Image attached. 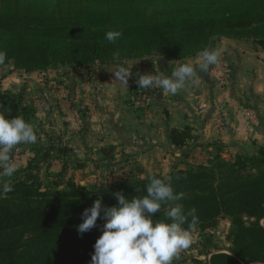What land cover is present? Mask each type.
Instances as JSON below:
<instances>
[{
	"label": "trees",
	"instance_id": "16d2710c",
	"mask_svg": "<svg viewBox=\"0 0 264 264\" xmlns=\"http://www.w3.org/2000/svg\"><path fill=\"white\" fill-rule=\"evenodd\" d=\"M108 31H121L122 37L110 43L105 39ZM244 31L256 33L254 42L264 48V0H0L5 64L12 60L26 73L153 54L183 60L213 49L221 37ZM117 51L120 56L114 60ZM0 112L26 120L33 110L23 94L0 88ZM189 137L188 131L171 133L175 146H184ZM39 169L32 163L16 172L13 190L0 198V264L90 261L105 221L98 219L96 228L81 234L82 213L97 199L105 206L117 205L118 192L127 198L146 194L153 176L169 179L176 192L184 193L174 203L197 210L196 229L215 228L223 217L233 220L231 254H214L210 264H264V152L237 156L233 162L216 155L169 177L134 175L108 186L96 183L92 189L70 181L67 190L45 191L34 173ZM168 207L162 206L154 221L166 220Z\"/></svg>",
	"mask_w": 264,
	"mask_h": 264
},
{
	"label": "crops",
	"instance_id": "0c3cea01",
	"mask_svg": "<svg viewBox=\"0 0 264 264\" xmlns=\"http://www.w3.org/2000/svg\"><path fill=\"white\" fill-rule=\"evenodd\" d=\"M251 42L236 32L217 39L213 49L221 53L220 62L206 73L198 72V84L176 95L138 88L137 74L170 77L183 63L196 66L198 55L89 68L87 80L73 74L65 83L12 68L0 88L23 94L25 105L33 110L25 121L38 136L37 143L13 150L17 172L32 163L40 169L63 167L65 162L69 166L74 159L79 167L95 162V170L105 165L141 178L169 177L190 168L197 154L209 157L215 151L222 158H235L264 152V48ZM121 65L132 67L129 86L114 79L112 72ZM174 131H188L184 146L173 144Z\"/></svg>",
	"mask_w": 264,
	"mask_h": 264
},
{
	"label": "clouds",
	"instance_id": "9594fccd",
	"mask_svg": "<svg viewBox=\"0 0 264 264\" xmlns=\"http://www.w3.org/2000/svg\"><path fill=\"white\" fill-rule=\"evenodd\" d=\"M121 37V31L105 34V39L113 44ZM119 56V51L113 53L114 60ZM6 59V51L0 49V65L5 64ZM220 59L218 50L205 48L198 53L196 66L191 62L183 63L172 71L170 77L162 73H138L135 83L138 88H159L176 95L188 85H197L198 72H208ZM112 73L115 80L129 86L132 67L121 65ZM37 140L31 123L23 117L8 118L0 112V198L13 190L7 182L18 171L12 159L13 150L17 145L35 144ZM114 195L117 205L105 206L102 199H97L82 213L83 222L78 225L81 234L96 228L98 219L105 221L101 227L102 234L94 245L91 264H174L180 253L194 243L193 232L199 222L197 210L193 207L186 211L182 204L174 203L182 200L184 193L176 192L169 179L151 177L143 195L132 198L120 192ZM164 205L169 206L163 213L166 220L154 221L155 214L161 212Z\"/></svg>",
	"mask_w": 264,
	"mask_h": 264
},
{
	"label": "rangeland",
	"instance_id": "374dc122",
	"mask_svg": "<svg viewBox=\"0 0 264 264\" xmlns=\"http://www.w3.org/2000/svg\"><path fill=\"white\" fill-rule=\"evenodd\" d=\"M256 32V31H255ZM243 37L249 39V41L253 42L256 33L250 34L249 32L242 33ZM251 42V43H252ZM256 44V43H255ZM198 55V54H197ZM160 57L165 59L164 56L161 55H149L141 58L136 59H144V58H155ZM193 58V57H191ZM186 59V58H185ZM132 59H126L119 62H112L110 64H101L97 62L93 65L85 67V72H75L74 69L79 68H72L70 66H58V67H51L44 71H36L40 72L41 74L44 73L48 80H54L56 82H63L65 83L66 80H70L71 76L78 77V80H87L89 76V72L87 71L89 68H101L105 66L111 65H118L123 64ZM23 71L15 67L14 61H10L7 64L0 65V81L2 77H6L10 71ZM84 68V69H85ZM13 71V72H14ZM84 71V70H83ZM25 72V71H24ZM34 73V72H33ZM43 77V75H42ZM44 79V77H43ZM37 126V124L35 125ZM39 127V126H38ZM16 153H19L16 150ZM216 156L215 151L213 155L207 157L202 156L201 154H197V156L193 157V164L190 168H194L198 165L205 164L209 162ZM236 158V157H235ZM233 156L225 157L223 159L233 162L235 160ZM69 166L64 165L63 167H42L38 171L34 173L37 174L39 180L42 183L43 189L46 190H67V184L71 181L79 185L86 186L89 189H92L94 184H98L99 186H108L113 183H119L125 179H134L135 176L129 173V170L117 167L115 170H112L110 166L100 165L101 168L94 169L96 166L95 162L83 163L84 166L79 167L80 165L77 161L75 162L74 159H70ZM78 167H77V166ZM77 168V169H76ZM187 170V169H186ZM144 177L142 179H146ZM14 176L8 179V183L13 182ZM261 225H264V220L261 221ZM233 230V220L230 217H223L220 219L219 224L215 228L207 229L206 231H201L196 229L193 232V239L194 243L188 248L183 250L180 253L179 259L174 261V264H210L211 256L214 254H231L232 244L230 241V234ZM82 264H91V260Z\"/></svg>",
	"mask_w": 264,
	"mask_h": 264
},
{
	"label": "built area",
	"instance_id": "2783aa9c",
	"mask_svg": "<svg viewBox=\"0 0 264 264\" xmlns=\"http://www.w3.org/2000/svg\"><path fill=\"white\" fill-rule=\"evenodd\" d=\"M45 99H48L47 96L44 97Z\"/></svg>",
	"mask_w": 264,
	"mask_h": 264
}]
</instances>
